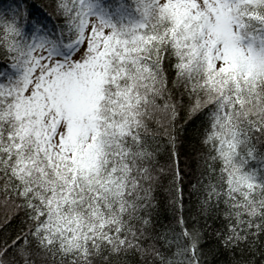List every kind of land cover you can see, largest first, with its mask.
Returning a JSON list of instances; mask_svg holds the SVG:
<instances>
[{
  "label": "snow or ice",
  "instance_id": "snow-or-ice-1",
  "mask_svg": "<svg viewBox=\"0 0 264 264\" xmlns=\"http://www.w3.org/2000/svg\"><path fill=\"white\" fill-rule=\"evenodd\" d=\"M0 264H264V0H0Z\"/></svg>",
  "mask_w": 264,
  "mask_h": 264
},
{
  "label": "trees",
  "instance_id": "trees-1",
  "mask_svg": "<svg viewBox=\"0 0 264 264\" xmlns=\"http://www.w3.org/2000/svg\"><path fill=\"white\" fill-rule=\"evenodd\" d=\"M29 4L33 7L34 10H39L42 4H46L47 0H28ZM184 157L181 156V159ZM183 167V165H181Z\"/></svg>",
  "mask_w": 264,
  "mask_h": 264
}]
</instances>
